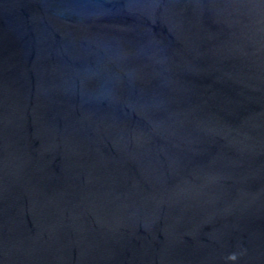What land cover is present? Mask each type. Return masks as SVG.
<instances>
[{"label":"water","instance_id":"obj_1","mask_svg":"<svg viewBox=\"0 0 264 264\" xmlns=\"http://www.w3.org/2000/svg\"><path fill=\"white\" fill-rule=\"evenodd\" d=\"M0 264H264V0H0Z\"/></svg>","mask_w":264,"mask_h":264}]
</instances>
